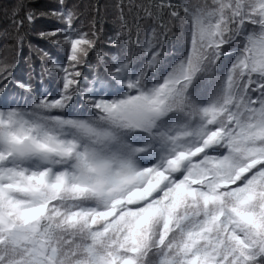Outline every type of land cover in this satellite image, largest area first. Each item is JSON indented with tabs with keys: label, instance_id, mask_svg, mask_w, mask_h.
I'll return each instance as SVG.
<instances>
[{
	"label": "snow or ice",
	"instance_id": "1",
	"mask_svg": "<svg viewBox=\"0 0 264 264\" xmlns=\"http://www.w3.org/2000/svg\"><path fill=\"white\" fill-rule=\"evenodd\" d=\"M116 7L9 10L0 264H264V0Z\"/></svg>",
	"mask_w": 264,
	"mask_h": 264
},
{
	"label": "trees",
	"instance_id": "2",
	"mask_svg": "<svg viewBox=\"0 0 264 264\" xmlns=\"http://www.w3.org/2000/svg\"><path fill=\"white\" fill-rule=\"evenodd\" d=\"M16 0H0V56H4L7 53L4 49V39L3 33L5 31L11 32L12 26L10 22L9 10L12 5H14ZM50 0H35L37 6H44L49 3ZM138 2V0H69L70 4H74L78 6L79 11L83 14L84 18H87L88 15L92 12V9L98 8L100 16L102 19V24L104 25L105 35H111L112 29H114L116 25V19L118 16V9L116 7L117 4L123 3L125 5ZM43 26V23H38L37 27ZM141 38H143V34H141ZM32 43H37L35 36L31 38ZM104 51L108 50V45H103ZM169 50L171 51V46H169ZM28 49L27 45L23 50V54L27 55ZM36 69L39 72V61H36ZM22 71H27V66H23Z\"/></svg>",
	"mask_w": 264,
	"mask_h": 264
}]
</instances>
